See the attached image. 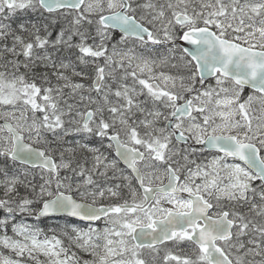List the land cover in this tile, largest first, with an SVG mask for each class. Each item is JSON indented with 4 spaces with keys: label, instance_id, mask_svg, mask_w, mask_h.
I'll use <instances>...</instances> for the list:
<instances>
[{
    "label": "snow or ice",
    "instance_id": "obj_1",
    "mask_svg": "<svg viewBox=\"0 0 264 264\" xmlns=\"http://www.w3.org/2000/svg\"><path fill=\"white\" fill-rule=\"evenodd\" d=\"M0 264H264V0H0Z\"/></svg>",
    "mask_w": 264,
    "mask_h": 264
},
{
    "label": "rangeland",
    "instance_id": "obj_2",
    "mask_svg": "<svg viewBox=\"0 0 264 264\" xmlns=\"http://www.w3.org/2000/svg\"><path fill=\"white\" fill-rule=\"evenodd\" d=\"M48 223H50V224H54V223H56V221H49Z\"/></svg>",
    "mask_w": 264,
    "mask_h": 264
},
{
    "label": "flooded vegetation",
    "instance_id": "obj_3",
    "mask_svg": "<svg viewBox=\"0 0 264 264\" xmlns=\"http://www.w3.org/2000/svg\"><path fill=\"white\" fill-rule=\"evenodd\" d=\"M122 166V165H121Z\"/></svg>",
    "mask_w": 264,
    "mask_h": 264
},
{
    "label": "water",
    "instance_id": "obj_4",
    "mask_svg": "<svg viewBox=\"0 0 264 264\" xmlns=\"http://www.w3.org/2000/svg\"><path fill=\"white\" fill-rule=\"evenodd\" d=\"M123 166V165H122Z\"/></svg>",
    "mask_w": 264,
    "mask_h": 264
}]
</instances>
